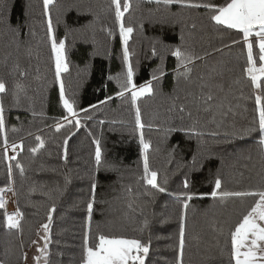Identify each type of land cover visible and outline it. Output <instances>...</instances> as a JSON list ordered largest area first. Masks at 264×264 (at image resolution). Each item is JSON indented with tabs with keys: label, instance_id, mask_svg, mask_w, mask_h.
<instances>
[{
	"label": "trees",
	"instance_id": "trees-1",
	"mask_svg": "<svg viewBox=\"0 0 264 264\" xmlns=\"http://www.w3.org/2000/svg\"><path fill=\"white\" fill-rule=\"evenodd\" d=\"M212 2L219 6L225 0ZM130 3L123 19L125 26L134 29L127 44L133 83L139 88L151 81L153 87V93L139 96L135 106L131 92L117 95L122 91L126 68L111 0H54L49 5L54 35L57 41L65 40L68 71L61 74V80L65 97L81 120L76 128L75 119L68 116L60 101L43 0H0V79L8 88L0 94V103L9 145L22 141V147L13 154L16 160L5 161L0 137V188L13 186L15 207L22 213L20 231H16L4 227L0 210V264L25 263V255L41 225L47 223L53 205L48 264H80L93 182L96 189L90 242L99 234L150 241L145 264H176L180 216L186 212L183 264H229L228 234L254 199L213 198L215 180L222 181L218 192L264 189V157L259 150L258 131L243 138L224 135L226 131L242 133L253 126L258 128L255 94L260 90L252 88L243 71L247 49L242 35L209 21L204 8L166 9L148 0ZM13 30L19 35L14 36ZM250 40L259 66L255 36ZM177 47L204 56L191 65L189 80L177 77L178 61L171 54ZM16 63L26 70L25 76L11 73ZM158 69H163L162 75ZM153 75L159 79L153 80ZM201 76L203 82L213 85V103L223 100L234 109L235 114L229 113L219 128L210 123L213 118L221 120L214 106L204 111L201 103L197 112L194 96L207 91L200 87ZM17 83L25 89L18 104L12 95ZM261 83L264 86V81ZM181 106L185 108L183 113L179 111ZM136 107L144 124L140 130L135 125ZM82 109H87L92 118L84 119ZM189 111L198 118L203 136L168 131L188 127L192 123ZM57 124L63 125L59 132ZM141 132L150 142L149 167L158 172V181L167 192H157L142 179ZM211 132L219 135L212 136ZM37 136L45 147L34 155L30 149L39 143ZM96 139L102 153L99 167L95 162ZM16 163L23 165V176ZM9 164L13 166L11 184ZM66 177L70 183L65 187ZM185 177L188 188L184 187ZM129 187L131 192L127 191ZM181 193L192 195L186 210L184 197L177 198ZM221 248L225 249L223 255Z\"/></svg>",
	"mask_w": 264,
	"mask_h": 264
},
{
	"label": "snow or ice",
	"instance_id": "snow-or-ice-1",
	"mask_svg": "<svg viewBox=\"0 0 264 264\" xmlns=\"http://www.w3.org/2000/svg\"><path fill=\"white\" fill-rule=\"evenodd\" d=\"M54 0H43L44 4V15L48 17L47 20V36L51 44L52 59L55 64V78L60 85V101L63 105V108L68 113V116L75 119V127L79 128L81 125V120L77 118V113L74 110V105L65 97L64 85L61 80V74L68 71V65L66 62L65 56V40L61 39L57 41L52 20L49 15V5H51ZM149 3H155L157 6L163 5L164 8L170 6H179L182 9H199L204 8L207 10L208 19L211 22H214L217 26H224L229 30H236L237 33L242 35L243 44L247 49L246 57V67L244 68L245 75L250 79L252 88L254 90H260L255 94V105L256 112L258 113V128L253 126L248 129H245L242 133L238 131L225 132V136L240 137L251 135L253 132L259 134V150L264 157V86H262V81H264V0H225V3L217 6L212 0H148ZM112 6L115 9V19L117 25L119 26L120 38L124 44L123 49V61L126 68L124 75V82L121 84L122 91L118 92V96H123L126 92H131L132 102L135 106L136 100L139 96L144 94H152L153 87L151 81L141 85L138 89L137 86L133 83V68L129 62L130 53L127 47L128 40L133 33L134 29L132 26H125L124 24V14L129 11L131 7L130 0H111ZM195 27V25H193ZM13 35H19L18 30H13ZM34 35V33H33ZM256 37L255 45L258 47V60L259 66H257V60L254 58V43L250 40V37ZM183 39V37H182ZM238 41H234L237 43ZM216 51H219L216 49ZM30 54V53H29ZM156 49L153 47V55H156ZM174 57L177 58V77L183 78L185 80L191 79L192 67L195 60H203L204 56H195L194 53L185 48L181 49L177 47L171 53ZM210 55V53H205V56ZM163 59V57H161ZM7 60V57H5ZM163 74V69H158ZM216 72V69L212 70ZM12 74H18L20 77H23L27 74L26 70L21 68L19 63H16L12 66ZM221 74V73H217ZM120 77L117 76L116 79ZM111 79V77H110ZM153 80H158L159 77L153 75ZM202 83L200 85L201 89L207 88V91H201L200 95L194 96V99L198 102L196 105L197 112L200 111V104L205 105L204 111H208L213 106L216 108L217 113L220 115L221 120L217 122L213 118L210 123H216L219 128L224 121V118L228 116L229 113L235 114L234 109L231 104H225L223 100L218 103H213L216 100V96L213 92V85L208 84L204 81V78L201 76L199 78ZM215 87H219L216 85ZM8 91L6 82L3 79H0V94L6 93ZM25 89L22 84L17 83L15 89L12 93L13 98L16 100L17 104L19 103V95L24 93ZM108 99H111L109 97ZM101 103H104L102 101ZM96 106L93 105V108ZM246 110V109H245ZM85 112L84 119H91V116L87 115V109H82ZM179 111L183 113L185 108L181 106ZM36 115V113H33ZM189 118L192 119V123L186 128H169L168 131H184L187 134L194 135L197 137L203 136L205 133L198 128L199 120L198 118H193V113L188 112ZM68 123H72L71 120H68L67 117H64ZM103 123V121H101ZM255 123V122H254ZM135 125L137 130L143 129L144 124L142 123L141 113L138 107L135 109ZM63 125L57 124L56 131L59 132ZM16 131V129H13ZM212 136H217L219 133L211 132L209 133ZM0 137H3V155L5 161H14L16 156H10L8 153V148L11 147L12 151L15 152L18 148L22 147V141L20 144L12 143L9 145L8 138L6 135V124L4 116V106L0 103ZM36 139L39 141L36 147L30 149V151L35 155L40 149L45 147V142L37 136ZM96 145L95 149V162L97 167L102 164V153L100 147V141L98 139L93 141ZM67 138L64 140V144L67 145ZM140 151L143 159V181L146 185H149L152 189H155L157 192L164 193L167 192V188L162 186L158 181V172L151 170L148 163L147 151L150 147V142L146 141L143 137V133H140ZM67 151L65 149V157ZM193 164L196 163V155H193L192 158ZM111 167V166H109ZM15 168L19 170L21 176L24 174V167L20 163L15 164ZM7 176L9 183L13 182V166L12 164L8 165ZM70 183V179L65 178V187ZM164 184H167L165 179ZM222 181L217 178L215 180V187L211 192V196L216 198L219 196L221 200H224L228 197H252L254 199L253 205L247 210L245 214L242 215V218L235 224L234 230L229 232L230 236V252H229V264H264V189H259L255 191H220ZM189 181L185 177L184 187L188 188ZM93 197L89 200L87 204L88 219L89 224L85 227V232L83 236V248H82V257L80 264H145L146 257L150 251V241L149 243H143L139 239L135 238H125L123 236L115 235H105L99 234L94 241L90 242V221L91 214L93 212V207L95 203V189L96 183H92ZM7 191L13 192L15 195L14 189L8 187ZM57 192L62 194L60 188L56 189ZM128 192H131V188L127 189ZM5 192L4 188H0V210L4 211V227L9 230L20 231V221L22 218V213L19 208L15 212L9 214L6 211V201L4 199L3 193ZM150 194V193H145ZM184 197V209L188 208V201L192 199V195L188 193H181L177 198ZM131 207V205H130ZM55 211V205L48 212L47 223L41 225L43 229L44 236L42 239L45 241L43 247H38L37 252L39 255L35 256L33 259L39 264L41 259L44 260V264H48V246L50 243V228L53 220L52 213ZM185 221H186V212L182 213L180 216V225H179V254L176 258V264H183V252L185 246ZM147 225V221H145ZM215 230V229H214ZM221 234H224L221 230ZM33 244L36 241L32 242ZM23 248V244L20 245ZM218 247V245H217ZM225 249L221 248L220 252L223 255ZM207 259L211 260L212 257L208 256Z\"/></svg>",
	"mask_w": 264,
	"mask_h": 264
},
{
	"label": "rangeland",
	"instance_id": "rangeland-1",
	"mask_svg": "<svg viewBox=\"0 0 264 264\" xmlns=\"http://www.w3.org/2000/svg\"><path fill=\"white\" fill-rule=\"evenodd\" d=\"M138 89V88H137ZM11 148V147H10ZM11 187V186H10ZM13 187V186H12ZM7 190V188H5ZM9 192V191H8ZM5 198H7V200H9V204H10V209L13 211V207L15 205V198L14 200H12L11 195H5ZM16 208V207H15ZM44 236V232L43 229L41 228L38 236L36 238V243L33 244L32 248L30 249L29 252L26 253L25 255V263L24 264H37V262L33 259L35 256L39 255V253L37 252V248L38 247H43L45 241L42 239V237ZM39 264H44V260L41 259L39 261Z\"/></svg>",
	"mask_w": 264,
	"mask_h": 264
},
{
	"label": "built area",
	"instance_id": "built-area-1",
	"mask_svg": "<svg viewBox=\"0 0 264 264\" xmlns=\"http://www.w3.org/2000/svg\"><path fill=\"white\" fill-rule=\"evenodd\" d=\"M8 153H9V155L10 156H13V154H14V152L12 151V149L9 147L8 148ZM12 187V186H11ZM13 188V187H12ZM11 195V198H12V200H14V194H13V192H8L6 189H5V192L3 193V196H4V199H5V201H6V211H7V213H9V214H11V213H13V212H15L16 211V208H15V205H14V209H13V211L10 209V204H9V200H7V198H5V195ZM15 202V201H14ZM4 211L5 210H2V212L4 213Z\"/></svg>",
	"mask_w": 264,
	"mask_h": 264
},
{
	"label": "crops",
	"instance_id": "crops-1",
	"mask_svg": "<svg viewBox=\"0 0 264 264\" xmlns=\"http://www.w3.org/2000/svg\"><path fill=\"white\" fill-rule=\"evenodd\" d=\"M224 27V26H223ZM256 38V37H255Z\"/></svg>",
	"mask_w": 264,
	"mask_h": 264
}]
</instances>
